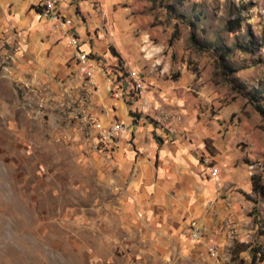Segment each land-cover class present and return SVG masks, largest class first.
Masks as SVG:
<instances>
[{"label":"rangeland","instance_id":"obj_1","mask_svg":"<svg viewBox=\"0 0 264 264\" xmlns=\"http://www.w3.org/2000/svg\"><path fill=\"white\" fill-rule=\"evenodd\" d=\"M55 1L60 29L0 0V264H264V0ZM78 22L102 40L121 22L120 45L81 51Z\"/></svg>","mask_w":264,"mask_h":264},{"label":"built area","instance_id":"obj_2","mask_svg":"<svg viewBox=\"0 0 264 264\" xmlns=\"http://www.w3.org/2000/svg\"><path fill=\"white\" fill-rule=\"evenodd\" d=\"M57 1L55 0H40V13L42 16L49 18L53 22V27L56 29L62 28L68 21H65L63 17H60V13L58 7H57ZM56 25V26H55ZM73 44L76 43L75 38L72 39ZM78 59L80 60L82 64L81 66V75L86 78L87 80L92 83V76L95 73L94 68L92 66L93 64V58L89 57L87 54H79ZM98 68V65L96 64V69ZM128 78L130 79V84L131 88L133 90L140 91L137 92L141 93L143 89V81L137 77V75L133 72L128 73ZM108 84H107V91L111 94L113 97H117L123 92L122 89V84L120 81L113 80V79H108ZM146 106L145 104H143ZM128 127L124 125L123 123L115 122L113 124H109L105 129L103 128L101 130V135L102 137L107 140H114L115 138L117 139L118 137H122L126 132H127ZM191 238L193 240H197L202 236V232L200 230V227L193 225L191 227ZM212 253H214L213 249H210Z\"/></svg>","mask_w":264,"mask_h":264},{"label":"crops","instance_id":"obj_3","mask_svg":"<svg viewBox=\"0 0 264 264\" xmlns=\"http://www.w3.org/2000/svg\"><path fill=\"white\" fill-rule=\"evenodd\" d=\"M62 1H63L62 5L64 6V9H65L68 6L67 3H69L71 0H62ZM115 1H120V0H115ZM116 3H118V2H116ZM88 5H89L88 3L83 2V4H81V7H82L83 11H85V13L90 17V21L92 22L91 27L94 28L96 26L97 22H99V17H97L99 14H97V13L95 14L94 11H92L90 9V5L89 6ZM99 5L101 6V11L103 13L108 12L110 10V7H112L111 6V0H102V2L99 1ZM65 11L67 12V15L69 17L70 16L76 17V16H74L71 9H67ZM100 16H101V14H100ZM116 17H119V16L116 15ZM110 20H112V18ZM75 21H77V20H75ZM80 23L81 22H78L77 30L79 31V36H81V37H79L80 50L81 51H84L87 53L91 52L93 54H97V55L103 56L104 58H107V56L109 55L108 53H106L108 45L111 44L113 47H115L116 45H120L119 41L116 38V35L120 33L119 26L122 25L121 22H119L117 26H113L114 29H112V27H111L110 33L113 34V36H111L109 39L103 38V40L101 38H96V32H95V29L93 30V28H92L91 32L89 31V33H86L84 25L80 24ZM114 30L116 32L115 34L113 33ZM85 36H86V38L89 37L90 39L85 40V38H84ZM119 49H120V47H119ZM125 55L127 57L128 52L127 53L125 52ZM121 57L125 58L122 54H121ZM111 58L113 59V57H111ZM95 73H96V75H98L102 79V82H104L106 85V82L103 78V74H101L100 72H96V71H95ZM122 81H124V80H122ZM102 82L100 85L104 86V83H102ZM124 87H126L125 84H124ZM122 116L124 117V115H122ZM149 126H150V128L146 127L145 131H143L142 129H140L139 126L135 125V123L130 125L131 128H135V136H136L135 140L136 141L139 140L142 136H144L146 134H151L154 136L155 131L159 130V129L154 130V128L151 125H149ZM141 128H142V126H141ZM180 151H181L182 158H184L185 160H187L188 162H191V163L194 161V158L190 154H188V152L184 148H181Z\"/></svg>","mask_w":264,"mask_h":264},{"label":"trees","instance_id":"obj_4","mask_svg":"<svg viewBox=\"0 0 264 264\" xmlns=\"http://www.w3.org/2000/svg\"><path fill=\"white\" fill-rule=\"evenodd\" d=\"M178 1L181 3L184 0H178ZM240 25H241V16H240V14H237L233 19H229L228 22H227V27L230 29V31L240 28ZM263 36H264V31H263ZM169 43H171V41ZM246 47H247V50H249L250 49V44H248ZM220 59L223 61L224 57L220 56ZM221 68L223 70L226 69V66H225L224 62L221 63ZM229 71H231V70L229 69ZM258 111H259L260 115L264 118V113L262 112V110H258ZM259 189H260V191L262 193H264V186H260ZM262 257L264 258V254L262 255Z\"/></svg>","mask_w":264,"mask_h":264}]
</instances>
